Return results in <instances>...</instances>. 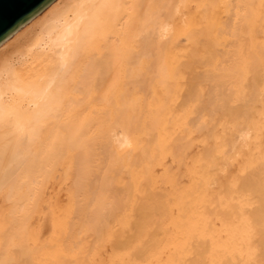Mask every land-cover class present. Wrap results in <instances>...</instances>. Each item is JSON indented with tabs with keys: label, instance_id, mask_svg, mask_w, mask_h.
<instances>
[{
	"label": "bare ground",
	"instance_id": "1",
	"mask_svg": "<svg viewBox=\"0 0 264 264\" xmlns=\"http://www.w3.org/2000/svg\"><path fill=\"white\" fill-rule=\"evenodd\" d=\"M0 264H264V0H53L4 41Z\"/></svg>",
	"mask_w": 264,
	"mask_h": 264
},
{
	"label": "water",
	"instance_id": "2",
	"mask_svg": "<svg viewBox=\"0 0 264 264\" xmlns=\"http://www.w3.org/2000/svg\"><path fill=\"white\" fill-rule=\"evenodd\" d=\"M53 0H0V45Z\"/></svg>",
	"mask_w": 264,
	"mask_h": 264
}]
</instances>
